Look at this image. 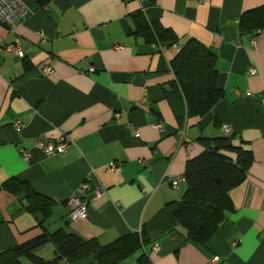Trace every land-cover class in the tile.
Masks as SVG:
<instances>
[{"label":"crops","instance_id":"crops-1","mask_svg":"<svg viewBox=\"0 0 264 264\" xmlns=\"http://www.w3.org/2000/svg\"><path fill=\"white\" fill-rule=\"evenodd\" d=\"M21 1L29 14L13 28L0 24V253L44 230L101 245L142 231L152 264H264V30H238L242 13L264 0H155L161 25L177 38L171 46L134 34L140 0ZM16 38L20 54L6 47ZM189 38L215 53L223 91L202 117H187L172 86L170 62ZM224 124L252 162L230 191L233 211L200 245L167 204L181 199L200 139L226 136ZM64 135L71 145L63 153L36 147ZM88 176L87 215L72 220L67 201ZM10 179L52 199L42 227L24 194L3 187ZM141 252L121 264H135ZM37 253L52 259L54 247Z\"/></svg>","mask_w":264,"mask_h":264},{"label":"trees","instance_id":"trees-1","mask_svg":"<svg viewBox=\"0 0 264 264\" xmlns=\"http://www.w3.org/2000/svg\"><path fill=\"white\" fill-rule=\"evenodd\" d=\"M264 30V6L242 13L238 21L240 34ZM135 35L148 43L171 46L177 41L164 28L155 9V0H142L135 20ZM174 74V92L185 103L187 117H202L222 97L218 85L216 55L205 45L189 38L170 62ZM180 116V115H179ZM178 117V118H182ZM233 135L202 138V152L186 162V189L179 201L167 204L186 238L205 245L234 207L230 191L242 183L252 162L250 151L233 142ZM3 187L23 193L26 209L42 227L53 205L52 199L34 192L28 183L10 179ZM144 233L130 232L101 245L96 239L84 240L64 229L42 231L37 237L0 253V264H121L128 256L142 250L135 264H152L145 247ZM47 243L54 247V257L43 259L38 249Z\"/></svg>","mask_w":264,"mask_h":264},{"label":"built area","instance_id":"built-area-1","mask_svg":"<svg viewBox=\"0 0 264 264\" xmlns=\"http://www.w3.org/2000/svg\"><path fill=\"white\" fill-rule=\"evenodd\" d=\"M142 0H140L141 2ZM30 12V9L21 1V0H0V24L8 27L13 28L17 24H19ZM7 49L20 54V41L16 38L12 44L6 46ZM93 70V68H90ZM50 67H44L43 72L44 74L51 73ZM156 127H160L156 124ZM22 128V125L19 123L15 124V130L19 132ZM222 130L226 135H230L231 130L230 127L226 124L222 125ZM71 145V140L67 138L65 135L57 139L53 142H44L40 139L37 140L36 147H38L41 151L45 154H56V153H63L68 150ZM22 156L25 160L29 159V154L27 152H23ZM111 169L115 170L116 165L112 163L110 165ZM91 177L88 176L85 181L80 185L76 195L70 197L67 203L70 206L69 218L79 219L85 218L87 215V202L86 197L87 193L91 190ZM173 188H177L178 179L172 181ZM94 190V197L98 198L104 193V189L99 185H93ZM157 249L156 246L153 247L155 251Z\"/></svg>","mask_w":264,"mask_h":264},{"label":"rangeland","instance_id":"rangeland-1","mask_svg":"<svg viewBox=\"0 0 264 264\" xmlns=\"http://www.w3.org/2000/svg\"><path fill=\"white\" fill-rule=\"evenodd\" d=\"M47 251V253H48V256H52V254H53V250L51 249V246H49L48 248H47V250H45V252ZM49 257V258H50ZM129 260H131V258L129 259ZM125 264V263H124Z\"/></svg>","mask_w":264,"mask_h":264}]
</instances>
